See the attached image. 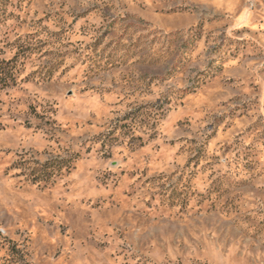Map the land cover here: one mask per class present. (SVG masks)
<instances>
[{
    "label": "rangeland",
    "instance_id": "rangeland-1",
    "mask_svg": "<svg viewBox=\"0 0 264 264\" xmlns=\"http://www.w3.org/2000/svg\"><path fill=\"white\" fill-rule=\"evenodd\" d=\"M0 62V264H264V0H0Z\"/></svg>",
    "mask_w": 264,
    "mask_h": 264
},
{
    "label": "trees",
    "instance_id": "trees-1",
    "mask_svg": "<svg viewBox=\"0 0 264 264\" xmlns=\"http://www.w3.org/2000/svg\"><path fill=\"white\" fill-rule=\"evenodd\" d=\"M6 63L0 62V74L1 72L3 75H0V87H3L8 84L9 79L7 78L8 75L6 74L5 65Z\"/></svg>",
    "mask_w": 264,
    "mask_h": 264
}]
</instances>
